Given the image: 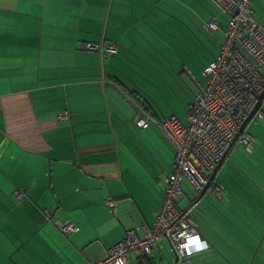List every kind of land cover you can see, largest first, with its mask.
Segmentation results:
<instances>
[{
    "label": "crops",
    "instance_id": "crops-1",
    "mask_svg": "<svg viewBox=\"0 0 264 264\" xmlns=\"http://www.w3.org/2000/svg\"><path fill=\"white\" fill-rule=\"evenodd\" d=\"M150 1L0 0V264H95L127 231L142 235L161 210L176 149L159 122L187 113L221 43L217 53L192 61L199 62L189 76L195 92L176 109L135 54L148 61ZM263 3L254 0L251 9L264 29ZM196 9L225 30L220 16ZM218 32L210 31L214 38ZM88 43L118 51H88ZM143 110L153 119L147 129L134 121ZM59 223L77 229L64 234ZM171 246L162 240L149 258L133 255L130 264H174Z\"/></svg>",
    "mask_w": 264,
    "mask_h": 264
},
{
    "label": "built area",
    "instance_id": "built-area-1",
    "mask_svg": "<svg viewBox=\"0 0 264 264\" xmlns=\"http://www.w3.org/2000/svg\"><path fill=\"white\" fill-rule=\"evenodd\" d=\"M211 1L226 16V38L221 42L214 62L203 72L206 85L187 107V124L175 115L159 122L176 149L172 172L163 180L162 208L156 213L152 225L143 228L142 235L137 229L127 231L124 239L110 247L106 256L95 264H130L133 255L139 258L151 256L162 240L171 242L178 257L177 264H194L193 256L210 248L198 232L192 216L198 204L193 202L187 209L181 208L188 197L183 182L189 179L193 188L202 192L264 92V29L253 16L251 4L254 0ZM205 27L216 33L221 25L214 17ZM84 49L102 54L118 51L116 45L104 43H88ZM261 113L263 110L255 119ZM59 117L65 118V114ZM152 120L143 110L134 121L139 128L147 129ZM248 126L236 146L251 152L257 136ZM221 189L223 186L216 178L208 193L217 195ZM15 197L20 200L25 193L18 190ZM106 204L115 209L112 198H108ZM58 226L64 234L77 229L73 223H59Z\"/></svg>",
    "mask_w": 264,
    "mask_h": 264
},
{
    "label": "rangeland",
    "instance_id": "rangeland-1",
    "mask_svg": "<svg viewBox=\"0 0 264 264\" xmlns=\"http://www.w3.org/2000/svg\"><path fill=\"white\" fill-rule=\"evenodd\" d=\"M195 1L182 0L180 3L179 0H156L147 2L146 11H144L149 13V15L146 16V21L154 24L150 29L147 26L149 24L144 28L148 31H146L147 34L145 32V43H143V49L148 61L138 55L140 52L135 53L137 59L141 62V66L150 64L153 68L159 84V93H164L165 97L171 96L168 99L174 102L176 109H180L179 98H185L186 94L192 95V92H195L191 89L192 80L189 79V76L190 71L194 72L193 66L199 62L192 65V61H204L207 57L217 53V48L221 42L215 38H226L225 30H220L214 38V35L207 31L208 29L205 27L208 19L199 14L196 8H202L206 14L214 12L220 16L221 21L224 23H226V16L220 13L219 9L212 5L209 0ZM259 6L260 4L258 5V13L261 17H264V7L259 8ZM206 32L210 34L213 40ZM151 67H149L150 70H152ZM199 80L204 82L205 79L202 74H200ZM180 82L182 87H180ZM177 93H180V95L177 96ZM125 97L129 100L131 98L127 95ZM262 110L263 113L248 126L258 138L264 134V106ZM178 117L183 123L187 124L188 115L186 112L184 116L180 114ZM262 153H264V149H262ZM241 158H243L244 163H247L246 161L249 160L250 155L247 154L245 147L238 146L235 153L228 159L230 161L229 165L225 169L223 167L220 171L222 179H231L233 173L236 175V171L240 167ZM220 173L218 178H220ZM183 188L188 193L187 199L181 204V208L185 210L196 201L200 192L193 188L189 179L184 180ZM212 201L213 198L206 195L201 205L202 210H208L206 206L212 204ZM199 225L203 231L208 233L210 240L214 244V249L210 254L204 256L201 261H199L201 257H197L194 264H240L229 250L228 241L230 237L227 235L228 233L222 230L221 226L214 223L203 212L199 213ZM171 249H173L172 246L167 250V254L171 259L170 262L173 263L174 259L172 258L173 252ZM167 264H169V261Z\"/></svg>",
    "mask_w": 264,
    "mask_h": 264
},
{
    "label": "trees",
    "instance_id": "trees-1",
    "mask_svg": "<svg viewBox=\"0 0 264 264\" xmlns=\"http://www.w3.org/2000/svg\"><path fill=\"white\" fill-rule=\"evenodd\" d=\"M262 149H264V134L256 139L251 152L246 151L250 155L247 163H244L241 158L236 175L233 173L231 179L225 180L219 172L220 178L217 177V180L223 189L217 195L207 193L208 197L213 198L212 204L206 206L208 210H202V199L192 212L198 232L210 245L209 250L205 251L208 254L214 249V244L208 233L199 225L200 212L206 214L228 233L229 250L240 264H264V153ZM236 150L237 147H234L230 156ZM229 163L230 161L223 166L224 169ZM146 258L149 257L143 259Z\"/></svg>",
    "mask_w": 264,
    "mask_h": 264
},
{
    "label": "water",
    "instance_id": "water-1",
    "mask_svg": "<svg viewBox=\"0 0 264 264\" xmlns=\"http://www.w3.org/2000/svg\"><path fill=\"white\" fill-rule=\"evenodd\" d=\"M263 106H264V92L260 95L259 102H258L256 108L253 110V112L251 113V115L248 117L247 121L241 126L240 130L238 131L235 139L231 143V145H230L229 149L227 150L226 154L223 156V158L221 159V161L219 162V164L217 165V167L215 168V170L211 174V176H210V178L208 180L207 185L202 190V192L199 194V197L196 199V201L194 202V204H198L207 195V193H208V191H209V189L211 187L212 182L216 180V178L219 175V172L221 171V169L225 165L226 160L230 156L231 151L236 146L237 140H238L239 136L243 134V132L246 129V127L256 118L257 113L260 112L263 109ZM263 239H264V236H263ZM262 242H263V240L261 241L260 245L262 244ZM177 260H178V257L176 255V260H175V263L174 264H177Z\"/></svg>",
    "mask_w": 264,
    "mask_h": 264
}]
</instances>
